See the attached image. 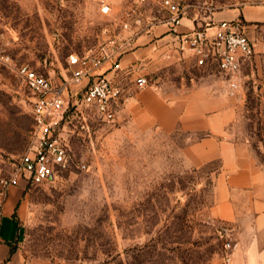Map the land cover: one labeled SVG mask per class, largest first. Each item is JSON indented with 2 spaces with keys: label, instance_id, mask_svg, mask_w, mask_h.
Returning <instances> with one entry per match:
<instances>
[{
  "label": "rangeland",
  "instance_id": "rangeland-1",
  "mask_svg": "<svg viewBox=\"0 0 264 264\" xmlns=\"http://www.w3.org/2000/svg\"><path fill=\"white\" fill-rule=\"evenodd\" d=\"M104 1L111 7L107 13L101 11ZM255 4L264 5V0H169L166 6L163 0H0V209L9 196L15 197L13 216L21 222L12 243L0 239V264L227 260L232 230L212 211L218 161L190 165L183 154L187 134L165 131L143 115L139 93L144 88L133 84L143 73L153 81L159 76L173 81L187 74L185 65L198 75L206 70L188 57H165L163 50L146 63L139 60L130 73L118 75L122 85L129 82L111 121L79 101L73 105L72 97L69 121L61 128L71 161L53 180L34 184L19 165L33 127L32 95L7 61L27 64L59 82L70 76L68 55L104 50L112 58L98 71L107 74L115 57L146 45L147 40H136L148 27L169 19L172 6L180 18L200 26L216 20L219 12ZM235 19L247 24L243 14ZM243 72H249L248 65ZM261 82L262 76L245 77L231 106L237 136L247 137L264 160ZM12 177L16 182L5 187Z\"/></svg>",
  "mask_w": 264,
  "mask_h": 264
},
{
  "label": "crops",
  "instance_id": "crops-1",
  "mask_svg": "<svg viewBox=\"0 0 264 264\" xmlns=\"http://www.w3.org/2000/svg\"><path fill=\"white\" fill-rule=\"evenodd\" d=\"M239 14L247 21L244 30L254 46L253 63L244 74L252 78L264 77V67H261L264 5L222 11L216 15V20L235 19ZM194 26L188 19L181 18L175 28L183 31ZM146 31L136 40H147L146 45H134L118 58L124 69L137 65L139 60L146 63L149 56L159 55L169 47L173 31L167 20L156 22ZM154 34L162 35L152 40ZM184 68L187 74H181L179 79L168 81L161 76L157 81L151 79L152 85L139 93L143 115L165 131L181 130L187 134L183 154L190 165L219 163L213 176L212 211L228 223L233 247L227 253V260L218 258L212 264H264V160L257 156L247 137L237 136L232 124V97L214 69L198 75L189 65ZM245 68L246 65L243 70ZM109 74L112 76L113 71L109 70ZM128 82L123 86L127 87ZM14 202L15 197L9 196L0 209V234L3 236L0 239L4 243H12L20 230L21 222L13 216Z\"/></svg>",
  "mask_w": 264,
  "mask_h": 264
},
{
  "label": "built area",
  "instance_id": "built-area-1",
  "mask_svg": "<svg viewBox=\"0 0 264 264\" xmlns=\"http://www.w3.org/2000/svg\"><path fill=\"white\" fill-rule=\"evenodd\" d=\"M168 3L169 0H163L165 6ZM110 8L107 1L102 2V12L107 13ZM180 20L178 7L172 6L167 21L171 24L173 36L163 56L169 57L174 53L179 58H190L195 66L203 70L214 69L228 95H236L242 89L246 77L243 67L253 63L254 55L253 42L244 30V25L237 19H219L178 31L175 27ZM1 56L4 58V55ZM109 57L111 55L104 50L92 55L72 53L67 59L71 68L70 76L59 82H54L51 77L27 64L16 65L5 59L32 95L33 127L30 143L19 160L21 172L32 183L53 180L56 173L71 161L68 143L61 134V128L69 121L72 97H75L73 105L78 101L88 105L105 121L116 118L127 89L120 83L118 75L120 72L130 73L132 66L124 69L115 57L110 67L113 75L108 76L98 69ZM133 84L138 88H146L152 85V81L143 73L134 79ZM85 165L84 162L80 163L81 167ZM13 182H16L15 177L5 180L3 184L7 187ZM227 246H230V242H227Z\"/></svg>",
  "mask_w": 264,
  "mask_h": 264
},
{
  "label": "water",
  "instance_id": "water-1",
  "mask_svg": "<svg viewBox=\"0 0 264 264\" xmlns=\"http://www.w3.org/2000/svg\"><path fill=\"white\" fill-rule=\"evenodd\" d=\"M50 178H52V175H50Z\"/></svg>",
  "mask_w": 264,
  "mask_h": 264
}]
</instances>
